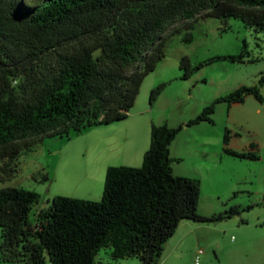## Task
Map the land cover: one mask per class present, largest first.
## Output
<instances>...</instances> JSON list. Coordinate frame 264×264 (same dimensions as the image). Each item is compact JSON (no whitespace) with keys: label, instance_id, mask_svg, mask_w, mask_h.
<instances>
[{"label":"trees","instance_id":"obj_1","mask_svg":"<svg viewBox=\"0 0 264 264\" xmlns=\"http://www.w3.org/2000/svg\"><path fill=\"white\" fill-rule=\"evenodd\" d=\"M197 17L224 23L237 19L264 37V0H0V183L16 173L10 164L32 152L42 138H67L91 127L123 121L143 79L164 57L166 38L183 30L180 43L192 41ZM175 22L183 26L166 31ZM225 28H222L224 31ZM237 55L217 56L191 65L182 56L179 80L211 62L241 63ZM148 92L151 106L167 86ZM240 86L214 99L192 119L175 128L151 125L148 148L139 167L106 170L99 201L53 197L28 221L38 195L22 188L0 189V260L7 264H94L99 250L112 260L136 258L154 264L179 221L218 223L237 212H196L197 179L173 176L168 145L182 129L212 124L214 105L227 109L252 97L259 88ZM222 153L248 161L251 151ZM41 181L46 177L41 176ZM240 224H245L239 219Z\"/></svg>","mask_w":264,"mask_h":264},{"label":"rangeland","instance_id":"obj_2","mask_svg":"<svg viewBox=\"0 0 264 264\" xmlns=\"http://www.w3.org/2000/svg\"><path fill=\"white\" fill-rule=\"evenodd\" d=\"M191 24L192 41L189 44L180 43L183 30L165 39L164 57L141 82L134 104L120 125L137 122L139 126L145 120L140 116L141 112L151 110L156 121L163 119L157 125L166 119L171 128H175L185 119L195 117L214 99L240 86L255 85L259 75L264 73V37L261 33L246 29L239 20L232 18L220 23L216 19L197 17ZM180 26L183 23L175 22L165 34ZM242 44L246 54L241 63L217 60L204 65L187 80L178 79L177 65L182 56L195 65L217 56L237 55ZM163 82H167V86L149 106V90ZM259 92L262 103L248 96L243 103L228 109L224 103L215 104L212 124L182 128L170 142L172 155L178 159L170 164L172 175L194 178L200 183L197 214L210 216L231 206L237 207V212L218 223L180 220L154 264H193L196 250H201L198 264H264V84ZM225 129L229 131V148L246 150L253 144L257 160L224 155L221 139ZM86 132L70 133L68 139L73 142L87 140ZM66 142L64 137L42 138L32 152L20 158L17 166L10 164L16 173L0 183V189L22 188L38 195L28 214L30 224L34 223L35 213L47 207L45 199L51 195L79 199L76 197L89 192L90 195L96 193L99 200L101 198L100 179L88 186L56 180L49 188L56 160L50 153ZM88 155L92 157L93 151L88 149ZM75 168L76 175L80 176L82 161ZM44 173L48 174L47 183L41 181ZM239 219L245 224H240ZM0 264L7 263L0 260ZM94 264H137V259L112 260L108 250L101 249Z\"/></svg>","mask_w":264,"mask_h":264},{"label":"crops","instance_id":"obj_3","mask_svg":"<svg viewBox=\"0 0 264 264\" xmlns=\"http://www.w3.org/2000/svg\"><path fill=\"white\" fill-rule=\"evenodd\" d=\"M140 116H144L145 120H142L139 126L137 125V122H129V125L127 126L120 125L122 122L120 121L86 129V141L73 142L72 140L70 141V139H67L68 142H66V144L50 153V155L56 157V160L52 166V176L50 177V181L48 182V174L44 173V175H42L46 177V181L44 182L49 183V188L56 180L73 182L81 185L86 184L88 186L93 183V181L97 183L100 179L103 189L104 175L108 168L120 166L133 168L139 167L142 156L148 148L150 126L163 122V119H161V121H156L154 116L151 115V110L150 112L143 110ZM185 121H183V124ZM164 123L168 127H171V125L167 123L166 119L164 120ZM182 128L185 127L183 126ZM170 145L171 143L168 145L169 157L173 160H178L174 159ZM229 145L230 139L228 142V149L236 152L251 151L249 149L250 144L247 146L246 150H238L235 149V147L232 149V147L229 148ZM88 149L93 151V155L90 158L88 155ZM254 149L252 152H254ZM25 155H21L16 160L15 165L18 163L20 158ZM81 161L83 169L81 173H79L81 175L78 176L75 173V165ZM84 194V196L76 198L81 200L99 201L96 193L90 195L89 192H87ZM53 197L56 196L51 195L45 199L47 206Z\"/></svg>","mask_w":264,"mask_h":264},{"label":"built area","instance_id":"obj_4","mask_svg":"<svg viewBox=\"0 0 264 264\" xmlns=\"http://www.w3.org/2000/svg\"><path fill=\"white\" fill-rule=\"evenodd\" d=\"M200 255H201V250H196L193 257V264H198Z\"/></svg>","mask_w":264,"mask_h":264}]
</instances>
